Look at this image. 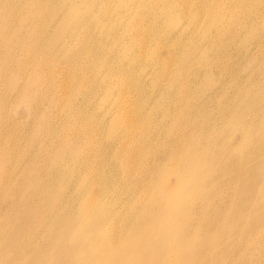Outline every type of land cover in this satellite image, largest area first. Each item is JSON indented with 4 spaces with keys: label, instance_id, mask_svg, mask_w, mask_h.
Returning a JSON list of instances; mask_svg holds the SVG:
<instances>
[{
    "label": "bare ground",
    "instance_id": "6f19581e",
    "mask_svg": "<svg viewBox=\"0 0 264 264\" xmlns=\"http://www.w3.org/2000/svg\"><path fill=\"white\" fill-rule=\"evenodd\" d=\"M57 1L42 7L52 10ZM199 1L156 0V6L192 18L198 38L220 19H231L224 32L230 38L237 36L236 22L254 39L264 27L260 12L249 13L259 0H215L218 9L205 21ZM22 2L0 0L6 8L0 16V264L254 260L249 249L263 236L249 231L264 225L255 220L264 211V116L247 109L249 98L260 105L261 95L233 101L227 86L215 107L208 101L218 98L215 79L193 90L189 85L207 67L191 64L196 49L188 31L180 46L191 48L184 60L191 78L176 73L161 96L158 82L145 87V69L157 65L162 84L176 54L166 50L171 56L163 62L156 43L143 48L159 29L146 15L133 18L129 32L106 26L104 38L85 32V17L64 15L68 31L47 42L40 24L30 21L38 14ZM99 13L115 23L107 4ZM18 14L15 37L6 42L11 23L7 32L3 24ZM120 34L133 44L128 54L109 48ZM167 38L161 45L173 43ZM209 55L203 59L220 57ZM22 106L25 117L17 116Z\"/></svg>",
    "mask_w": 264,
    "mask_h": 264
},
{
    "label": "rangeland",
    "instance_id": "374dc122",
    "mask_svg": "<svg viewBox=\"0 0 264 264\" xmlns=\"http://www.w3.org/2000/svg\"><path fill=\"white\" fill-rule=\"evenodd\" d=\"M44 1L46 0H23L22 8L23 10H30V12H36L38 14V18L31 16L30 21L32 23L40 24V30L45 34L47 42L51 38L68 31L66 23L64 22V15L68 19H81L82 17H85V21L83 22L85 32L91 35H103V38L106 37V26L116 29L121 28L122 30L126 29V31L129 32L132 31L130 21L138 14H144L151 19L159 29L156 32L155 37L145 38L143 48L145 50L152 49L155 47L156 43L163 48L158 51V58L163 62H169L170 60L171 55H169L166 50L176 54L173 61L174 65L169 69L165 82L162 84L156 74L158 70L157 65H154L150 69H145V87L151 89L154 84L158 82L161 85V90L158 94L161 96L168 95L164 89L171 87L176 73L183 71L184 74L190 77V71L184 65V60L186 54L191 48L188 46H180L182 42L187 40L186 34L190 31L192 33L191 43L195 46H193L192 49H196V54L191 59V64L194 67H197L199 64L205 65L207 67V72L200 73L195 82L189 86L196 91L197 86H199L202 81L208 80L209 78H211V80L215 79L217 85L214 93L217 94V101L214 103L208 100L212 94L206 93L207 100L215 107L217 102L227 96V86L230 88V94H236L233 101L242 100L241 98L244 99L245 95L249 92L254 96L261 95L262 100L260 101V105L254 102L252 98H249V108L247 111L255 107L258 116H264V110H260L261 107H264V27L262 28L261 33L257 34L254 39L250 28L236 22L240 25L237 27V36L235 38H230L227 35H224V32L232 27L233 23L231 22V19H220L215 28H210L206 32L203 31V35L198 38L197 34L201 32V28L192 27V18L187 19L175 17L173 11H170L169 9L162 10L161 6H156V0H107L106 4L116 24L113 23L112 19L105 22L100 16L99 12L102 11L104 7L106 8V4L102 0H89L88 5H84L82 0H71L70 5L67 7L66 4L69 0H58L56 7L52 10H45L44 7H42ZM166 1L168 0H161V2ZM187 1L191 4H200L199 0ZM204 1L203 5L206 6V10L204 12L203 21L210 17L212 11L218 9V6H214L213 4L215 0ZM244 1L248 2L251 0ZM261 1L262 0H259L254 11L249 13L260 12L264 17V4H262ZM5 9L6 8L0 6V16L3 15ZM125 11L126 15L123 16ZM244 12L247 13L248 11H242L240 15ZM223 14H225V11H223ZM8 19L7 22H4L3 24V31L7 32L6 27L8 23H11L8 27L6 42H9L15 37L20 22V16L18 14L10 21ZM169 19H174L175 26L169 24ZM87 25L90 26V30L87 29ZM12 26L14 27L12 28ZM144 28L147 29L148 25L145 24ZM164 34L168 35L169 38L167 39L172 40L173 43L165 42L164 45H161ZM33 37L34 36L30 35V39ZM198 40H203L204 43L209 44V52H206L202 47H198ZM116 42L119 43L116 46L121 49H117L114 44L109 47L110 50H122L124 53L128 54L130 53L128 47L133 48V44L127 38V34L126 37L123 34H120L115 43ZM204 53L209 57H211V55H209L210 53L218 54L220 57L218 60H206L203 59L202 56ZM136 56L139 58V52L136 53ZM229 66H232L233 68H230ZM191 74H197V72L193 71ZM188 80L189 79H185L183 85H186ZM133 96H136L135 92H133ZM184 106L185 104L182 108ZM26 111L27 110L24 106L20 107L17 116L25 117ZM128 115H131V113H128ZM158 122L162 121L158 119ZM236 144L237 141L232 142V145ZM229 159L230 158H227L226 161ZM225 195L226 194H224V196ZM258 219L264 220V211L259 213L258 218L255 220ZM257 234L263 236V238L261 239L262 244L259 245L258 242L255 246L257 249H255V247L249 249L251 253H254V260L247 257L244 260L239 258L234 264H264V225L255 231H249L251 237Z\"/></svg>",
    "mask_w": 264,
    "mask_h": 264
}]
</instances>
